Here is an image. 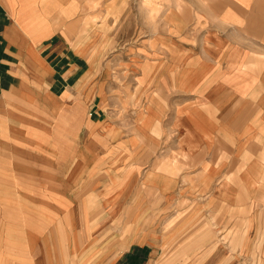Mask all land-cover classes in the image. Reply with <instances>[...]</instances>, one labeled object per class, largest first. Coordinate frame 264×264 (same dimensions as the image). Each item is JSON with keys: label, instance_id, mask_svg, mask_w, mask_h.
<instances>
[{"label": "crops", "instance_id": "1", "mask_svg": "<svg viewBox=\"0 0 264 264\" xmlns=\"http://www.w3.org/2000/svg\"><path fill=\"white\" fill-rule=\"evenodd\" d=\"M91 4L0 0V264H30L32 126L66 143L42 195L56 240L76 250L70 264H264V0H166L160 49L129 58L131 74H152L157 122L136 118L135 134L103 138L120 150L84 156L104 131L91 98L66 101L92 74L78 34ZM85 160L98 161L94 174Z\"/></svg>", "mask_w": 264, "mask_h": 264}, {"label": "rangeland", "instance_id": "2", "mask_svg": "<svg viewBox=\"0 0 264 264\" xmlns=\"http://www.w3.org/2000/svg\"><path fill=\"white\" fill-rule=\"evenodd\" d=\"M91 2L92 4L88 9L91 11L89 14L92 13L93 15H89L90 18L84 15L85 23L82 20L83 25L80 24L83 29H80L78 34L79 44L86 46L89 44L88 48L93 50L92 54L89 55V60H92L93 66L92 74H80L83 80L77 89L69 91L73 96L69 95V99L66 101L70 106L78 100L85 102L90 101L91 98L92 103L88 118L95 121L96 126L98 125L100 130L104 131L97 134L93 132L89 142L80 146L78 151L84 156L97 155V153L104 150L108 152V149L109 151L120 150L118 148L120 147L119 137L117 139L112 137L107 144H103V138L108 139L110 134H118L113 130L120 127L126 130V135H133L135 134L136 118L143 117L145 120L147 117L150 119L152 114L155 116V109L152 108L154 102L152 98L156 97L151 94L153 91L151 83L154 81L151 79L152 74H142V79L136 77L140 74H131V72H134V62H130L129 58L133 54L148 56L151 48L159 50L160 48L156 47V44L161 43L159 40L165 39L166 33L164 26L166 16L160 14L166 0H91ZM125 3L126 5H124ZM125 6H130L133 13L124 16V24L119 27L118 20ZM114 11L116 13H113ZM154 39L157 41H154ZM67 41L71 43L69 39ZM153 41L155 43H152ZM140 82H142L144 88L149 86L147 92H140ZM59 87L61 91L66 87H70L63 76H59ZM154 93H157V91ZM32 96V99H34L35 96ZM54 97L53 102L56 104L62 98L61 94H58L55 99ZM66 102L64 101V103ZM154 119L157 122L156 116ZM63 123L65 124V122L60 123V126L55 130V134L60 136L62 131L64 138L67 135L69 136L70 129ZM109 129L113 132H110ZM53 135V128L51 130L46 126L31 127L32 233L30 264H70L77 261L70 256V253L76 255V250L62 244L70 241V238H61L63 233L60 234L57 231L56 233L60 238L56 240L54 228H52L56 224L46 222L43 216V213H50L54 219V211L50 209L49 212V207L45 205V197L42 195L45 194L43 189L47 182L49 183V180L46 179L48 175L43 176L42 171L55 166L54 152L63 150L66 147L64 140L60 145L57 143L62 138L56 139L53 138ZM47 136L48 139L52 138L54 143L48 142ZM103 145L105 146L103 147ZM42 152L49 153V160L44 157H47V155ZM89 161L85 160L84 172L88 168L89 173L94 174L97 171L94 165H97L98 161ZM88 193L90 194L89 190L84 191L81 199L87 196ZM50 227L52 228V237L49 244L45 246L46 240L42 239L40 235ZM77 240L79 241V238ZM256 263L249 262L248 259L240 261L239 264Z\"/></svg>", "mask_w": 264, "mask_h": 264}, {"label": "bare ground", "instance_id": "3", "mask_svg": "<svg viewBox=\"0 0 264 264\" xmlns=\"http://www.w3.org/2000/svg\"><path fill=\"white\" fill-rule=\"evenodd\" d=\"M124 5H126V3L124 4ZM61 8V7H60ZM113 8V7H112ZM121 9H122V7H121ZM113 13H116V11H114ZM117 26V25H116ZM90 61H91V59H90ZM92 62V61H91ZM92 64V63H91ZM214 78H215V76H214ZM89 80V79H88ZM212 80V79H211ZM214 80V79H213ZM212 86V85H211ZM204 91V90H203ZM33 97V96H32ZM139 120V119H138ZM146 120H148L147 122H149V117H147L146 118ZM142 123V122H141ZM109 131V130H108ZM90 137H91V134H90ZM89 137V138H90ZM111 140V139H110Z\"/></svg>", "mask_w": 264, "mask_h": 264}]
</instances>
